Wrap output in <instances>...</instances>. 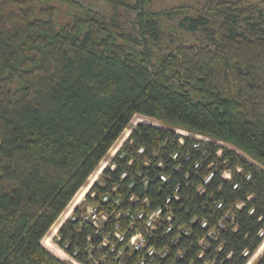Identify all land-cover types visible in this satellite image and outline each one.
I'll return each instance as SVG.
<instances>
[{"label":"trees","instance_id":"obj_1","mask_svg":"<svg viewBox=\"0 0 264 264\" xmlns=\"http://www.w3.org/2000/svg\"><path fill=\"white\" fill-rule=\"evenodd\" d=\"M147 1L118 2L135 13L125 28L81 0H0V264H74L42 240L127 127L55 236L74 261L92 264L88 248L114 212L143 207L132 194L172 214L173 230L149 239L155 264H245L263 240L264 0L177 7L167 29L160 15L175 11ZM179 29L207 42L185 43ZM91 202L114 209L99 234L83 219ZM220 220L217 238L205 237ZM124 253L97 264H137V251ZM251 264H264V248Z\"/></svg>","mask_w":264,"mask_h":264},{"label":"built area","instance_id":"obj_2","mask_svg":"<svg viewBox=\"0 0 264 264\" xmlns=\"http://www.w3.org/2000/svg\"><path fill=\"white\" fill-rule=\"evenodd\" d=\"M203 138L204 137L202 136H196V139L198 140H204ZM180 142L182 143V140H180ZM197 145L198 143L194 144V146ZM141 151L142 148L139 149V152ZM219 152L220 150L218 151V153ZM173 157H176V154L173 155ZM122 176H124V173L122 174ZM160 177L163 178L164 180L166 179V176L163 174H161ZM210 177L211 174L208 175L206 180H208ZM129 185H131V183ZM106 199L107 197L103 198V200ZM128 200L131 201L134 205L141 204L143 205V207L139 208L135 212H131L130 208H126L123 211L120 210L115 213L114 209H112L110 212H99L98 206L93 202L84 205L83 219L88 220L92 223V225L94 226V231L97 234L100 233V229L103 228V226L109 220L110 215L113 212H114L113 217L116 219L113 224V228L101 236L100 242L96 246H90L88 248V252H89L88 260L91 261L92 264H97L98 262L102 263L106 258V254L108 253H114L115 257L120 255L123 256V254H125L124 253L125 248H129L139 253L137 264H155V262L153 261L155 249L153 248L152 245H150L149 239L153 236L154 232L159 228L161 229L160 234L163 235L168 234L173 230L174 224L172 222V214L170 211H168L167 206L165 204L164 206L158 205L150 208L151 202L147 197H143L140 199L139 197L132 194L128 197ZM168 200L169 198H166V201ZM120 201H121L120 198H116L115 204H118ZM221 204H222L221 202H218L217 206L220 207ZM121 217L126 218V225L124 229H121L122 228V224L120 220ZM224 217L232 219V216L228 212L224 214ZM200 226L201 227L207 226L206 220H202ZM224 228H225V224L224 222H222V220H220L215 226L207 230L205 237H211L213 239H216L220 230H223ZM235 229L236 228L234 227L233 230ZM180 234L187 235L188 231L186 229L179 230L177 232V235H175L174 238L172 239V241H176V239ZM262 234L263 231H260L259 235ZM205 237L203 236L199 240V244H201L202 246H204L203 241ZM124 241L126 242V244H124ZM118 242H123V244L117 247ZM263 243H264V238L257 248L263 249L264 247L262 246ZM103 247L107 248L106 254H104L98 260L94 259L93 252L96 250H100ZM255 251L249 255L247 249L243 250L242 252L243 255H249L245 264H251L252 260L258 255V253L255 254ZM163 254H165V252H163ZM69 257L74 264H80L74 261L71 256Z\"/></svg>","mask_w":264,"mask_h":264},{"label":"rangeland","instance_id":"obj_3","mask_svg":"<svg viewBox=\"0 0 264 264\" xmlns=\"http://www.w3.org/2000/svg\"><path fill=\"white\" fill-rule=\"evenodd\" d=\"M83 3L93 6L94 8L98 9L102 13H104L108 18L114 17L115 21L117 23H120V27L129 28V25L131 21L133 20L135 13L133 10L126 9L123 5L119 4L118 2H126V3H133L134 0H81ZM242 5H245L247 3H259L260 0H239ZM118 3V4H117ZM204 5L203 0H148L145 4V8H148L154 12H162L165 11L169 12L170 10H174L177 16L170 17L168 14L160 15V20L162 23H164V27L167 29L169 25L173 26L176 24V21L180 18V13L176 11V8H184L190 10L191 13H196V11L200 8H202ZM164 29L163 31L166 32L167 35H171L172 33L169 31H166ZM174 37L182 38V40L185 43L189 44H200V43H206L205 37L200 33H189L184 30H177L176 35ZM141 121H148L147 119L139 116L133 117V122H141ZM178 133L190 136L188 132L182 129L176 130ZM130 128L127 127L123 130L121 136L117 139V141L113 144V146L110 148L108 154L106 157L100 162L99 167L97 170H95L88 178L87 184L82 186L75 196L72 198V200L69 202V204L66 206L64 211L59 215V217L56 219V221L53 223L51 228L49 229L48 233L44 236L42 240V244L49 249L53 254L60 257L61 259H65L68 261H71L68 254H66L57 244L55 241V236L57 234V231L59 227L64 223V221L71 215V212L73 208L79 204L80 200L84 196V194L89 189L91 183L97 178L99 172L101 169L109 162V159L111 156L115 154V152L120 148L123 141L127 138L129 135ZM196 137V136H192ZM206 141L214 142L209 137L203 138ZM219 143V142H218ZM221 144V143H220ZM88 187V189H87ZM86 189V191H85ZM69 212L68 215L66 213ZM264 248V247H263ZM263 251L261 248H257L255 251V254L258 253V255Z\"/></svg>","mask_w":264,"mask_h":264},{"label":"bare ground","instance_id":"obj_4","mask_svg":"<svg viewBox=\"0 0 264 264\" xmlns=\"http://www.w3.org/2000/svg\"><path fill=\"white\" fill-rule=\"evenodd\" d=\"M87 189H88V187H87ZM85 191H86V189H85ZM68 214H69V212L66 213V215H68ZM262 246H264V243L262 244ZM262 246H261V247H262Z\"/></svg>","mask_w":264,"mask_h":264}]
</instances>
